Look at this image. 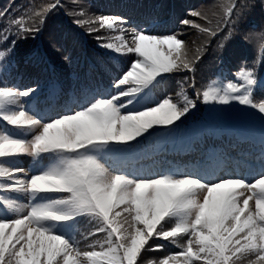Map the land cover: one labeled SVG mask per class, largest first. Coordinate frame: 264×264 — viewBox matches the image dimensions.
Listing matches in <instances>:
<instances>
[{
  "label": "snow or ice",
  "instance_id": "6c2138e0",
  "mask_svg": "<svg viewBox=\"0 0 264 264\" xmlns=\"http://www.w3.org/2000/svg\"><path fill=\"white\" fill-rule=\"evenodd\" d=\"M61 9L52 49L76 66V32L98 60L67 89L21 87L13 72L46 53L19 46ZM179 25L155 31L87 0L0 8V264H264V0H215ZM245 48L251 61L198 85L209 57ZM202 112L258 135L169 162L165 146Z\"/></svg>",
  "mask_w": 264,
  "mask_h": 264
},
{
  "label": "trees",
  "instance_id": "16d2710c",
  "mask_svg": "<svg viewBox=\"0 0 264 264\" xmlns=\"http://www.w3.org/2000/svg\"><path fill=\"white\" fill-rule=\"evenodd\" d=\"M12 0H0V8L8 5ZM29 2L39 5L45 0H14L15 5L28 4ZM215 0H87L92 11L104 14H121L130 17L133 21L142 22L145 19L154 21L155 31L169 32L177 28H181L179 20L184 18L190 9L207 10ZM190 18V17H189ZM259 10L253 13L251 21L259 22ZM69 17L65 15L63 9L58 11L55 16L49 20L48 30L43 33L36 41H29L27 44L21 43V54L27 52L31 48H38L46 53L43 60L32 64H21L18 72H21L23 85L31 83L33 80H41V76L47 78L53 76L56 80L68 88L73 83L75 77L82 75L87 70V65L98 60L97 50L95 49V41L93 37L79 39L78 33L72 32L67 34L69 47L74 50V54L78 58V64L73 67L66 66L61 56L56 53L50 46L51 31L55 26L57 29H63L69 25ZM147 26V25H146ZM188 33L189 43L195 39L196 33L194 29H183ZM251 48L243 50L230 49L228 58L223 64L215 57H209L200 72L197 73V83L202 86L209 78H214L215 74L222 67L225 69L238 67L240 60L245 58L249 61L253 58ZM16 72H13L11 79L15 82ZM175 86V85H174ZM204 112L201 114L203 115ZM153 255H163L157 252Z\"/></svg>",
  "mask_w": 264,
  "mask_h": 264
}]
</instances>
